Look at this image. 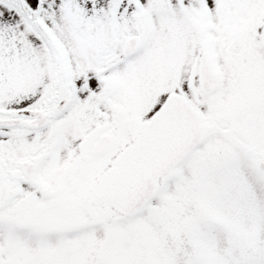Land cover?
<instances>
[{"label": "snow or ice", "instance_id": "6c2138e0", "mask_svg": "<svg viewBox=\"0 0 264 264\" xmlns=\"http://www.w3.org/2000/svg\"><path fill=\"white\" fill-rule=\"evenodd\" d=\"M0 264H264V0H0Z\"/></svg>", "mask_w": 264, "mask_h": 264}]
</instances>
